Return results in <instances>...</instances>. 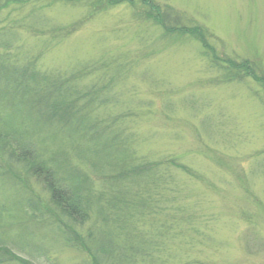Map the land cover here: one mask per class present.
Returning a JSON list of instances; mask_svg holds the SVG:
<instances>
[{
	"label": "rangeland",
	"instance_id": "1",
	"mask_svg": "<svg viewBox=\"0 0 264 264\" xmlns=\"http://www.w3.org/2000/svg\"><path fill=\"white\" fill-rule=\"evenodd\" d=\"M150 1L195 29L169 32L145 15L142 0H0V55L33 63L44 78L77 74L81 89L104 86L111 103L98 116L117 118L130 166H151L140 175L130 168L136 203L128 208V190L112 188L122 159L83 158L63 137L42 148L49 157L64 149L54 158L59 174L70 177L69 168L86 180L91 218L79 231L92 249L100 229L119 235L110 236L135 264H264V84L213 60L215 50L264 76V0ZM1 183L8 219L16 195ZM25 190L48 218L42 182L29 178ZM0 246L20 257L2 264L89 260L48 220L10 228Z\"/></svg>",
	"mask_w": 264,
	"mask_h": 264
},
{
	"label": "trees",
	"instance_id": "2",
	"mask_svg": "<svg viewBox=\"0 0 264 264\" xmlns=\"http://www.w3.org/2000/svg\"><path fill=\"white\" fill-rule=\"evenodd\" d=\"M16 1L23 3L27 0ZM103 1L110 5L133 0H97L94 6H99ZM142 2L145 15L166 26L169 32L180 29L189 32L195 29L183 24V17L180 15H174L172 19L167 8L163 9L150 0ZM203 39L206 40L204 35ZM213 52V60L221 67L226 68L229 65L228 69L245 70L247 75L264 84V76H258L248 62H235L230 58L220 57L215 50ZM17 64L9 62L6 55H0V178L2 187L9 185L14 189L16 198L13 201L18 208L17 214L9 212L8 219L0 212V238L16 225L24 227L28 221L43 223L48 220L67 245L89 256V260H84L81 264H135L127 256L123 245L111 238L119 236L115 233L106 234L98 229L99 232L94 237L99 241L96 242L97 247L92 249L86 237L79 231L91 218L88 212L90 198L84 190L87 187L86 180L69 168L70 177L59 174V170L63 168L55 164L54 158L63 154L64 149L51 152L50 157L42 150L49 141H57L63 137L62 143L69 141L74 144V150L83 158L122 159L124 166L120 179H112L115 180L114 183L118 182L112 188L117 194L119 190L123 193L127 189V195L122 194L121 196H125L121 200L128 208H134L136 202L129 194L131 192L127 183L130 168L133 169L132 172L136 171L140 175L146 173L151 166H130L131 162H127L125 156L126 149H123L126 142L120 138L121 134L115 128L117 118L102 119L98 116L97 108L111 103L109 96L103 97L104 86L84 84L85 88L81 89L78 84L73 83L78 80L77 74L67 78L62 74L56 78H44L36 71L33 63ZM24 97L26 102L23 101ZM21 101L24 102L25 109L21 108ZM64 161L68 162L64 164V168L69 167V159ZM95 167L99 168L98 162ZM29 178L42 182L47 189L51 205V210L47 211L48 218L39 202L25 190ZM123 179H127L125 187L119 185L123 183ZM95 226L96 223L89 226V229L93 230ZM91 234L92 232L89 238L92 237ZM6 255L20 259L5 246H0V264L4 262ZM141 258L143 262L146 261L143 255Z\"/></svg>",
	"mask_w": 264,
	"mask_h": 264
}]
</instances>
